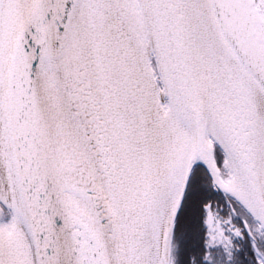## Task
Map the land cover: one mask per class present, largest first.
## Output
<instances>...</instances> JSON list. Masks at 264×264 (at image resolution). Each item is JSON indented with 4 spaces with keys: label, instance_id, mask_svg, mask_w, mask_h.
I'll return each instance as SVG.
<instances>
[{
    "label": "snow or ice",
    "instance_id": "6c2138e0",
    "mask_svg": "<svg viewBox=\"0 0 264 264\" xmlns=\"http://www.w3.org/2000/svg\"><path fill=\"white\" fill-rule=\"evenodd\" d=\"M0 264H264V0H0Z\"/></svg>",
    "mask_w": 264,
    "mask_h": 264
}]
</instances>
